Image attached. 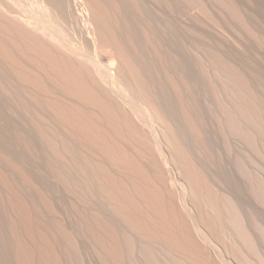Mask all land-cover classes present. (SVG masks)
Listing matches in <instances>:
<instances>
[{
  "label": "bare ground",
  "instance_id": "bare-ground-1",
  "mask_svg": "<svg viewBox=\"0 0 264 264\" xmlns=\"http://www.w3.org/2000/svg\"><path fill=\"white\" fill-rule=\"evenodd\" d=\"M1 1H3V2H1ZM15 1H17V0H15ZM15 1L14 0H8V1L7 0H5V1L0 0V2H1V5H0V55L1 56L0 57L5 58L8 61V63L13 65L12 67H14V70H12V71H14L16 73L17 77L19 79H21L22 81L26 82L27 84H29L28 87L30 85H31V87L33 86L32 88H34V90H35L34 92L31 91V93L33 94V97L35 96V99L40 100L41 102H43L46 105V109L49 111V114H48V112L46 114L49 115V116L48 115L47 116L49 117L48 119H51L52 124L50 125L51 122L48 123L50 125L51 129H49L50 127L48 129H47V127H45L46 129L45 128L41 129L42 130L41 133L48 140V142H49L48 144H50V147L52 148L51 152L50 151H48V152L50 154V153H52V150H53L55 153H58V154L65 153V158L67 157L66 154L70 157V158L68 157L70 159V161H69V159H67V162H70V164L68 166H70L72 168V169H70L71 173L72 174L74 173L75 174V175L73 174L74 176H76V173L79 174V176L77 175L79 177V179H76L77 177L73 178L72 174L70 173V176H72V177H70L69 181H68V182H71V184L74 187V191H75V192H73V193H75L74 197H76L78 195V193L79 194L81 193L80 195H82L84 197V199H86L87 201L91 200L90 202L88 201L85 204L84 202H86V200L84 201L82 199L83 201L82 200L81 201L84 204V206L81 207V211H80V212H82V214L83 213L86 214L85 219L88 217L85 220V221H87L86 225H85V229L88 230V232H90V234L92 235V240H95V241L90 240L91 235H90L89 240L92 241V244H94L96 242V240H99L102 243V245H103V246H101L102 250H103V248L106 250V251L104 250L103 256H104L105 252H106L105 256L108 254L110 261L108 260L109 258L106 260H108L110 262L109 264H114V263L115 264H123V257H126L128 259L127 256L130 257L133 252L134 253L137 252L138 247L141 246V244H142L141 243L138 246V244L140 243V242L138 243V240L141 241V239L148 242L147 243V242L142 240L143 244L146 243V244L150 245V247L147 245L148 249H150L151 247H154V249L153 248L150 249L151 255L154 254L153 252L155 251V246L157 243H160L161 246L163 244L164 245L163 247H166V250H165V248H164V250H163V248L160 249V246H158V244H157V247H159L158 251L161 250V253H162V250H163V252L166 253V251L170 250V252H167V253L168 254L173 253V255H171L170 258L173 256L174 259L172 258V261H175L177 264H218L219 262L214 261L212 259V257L210 256L209 252L212 251V249L209 250V248H211L210 245L214 246V244H213L214 240L220 241V239H222L223 234L225 235L226 234L225 232H227L226 231V229L228 228L227 226H229V229L231 226L232 229H234V231L233 230L228 231L226 235L229 234L231 239H233L236 236V237H238V240L243 239V241L247 242V243L245 242V244H247V247H248V248H246L247 250L245 249L247 251V254H245L246 252L242 250V253L245 252L244 255H242V256H245V258L247 256H249V257L253 256V258L255 259V261H254V259L252 258L253 259L252 260L251 257L249 260L246 258L247 262L249 261L248 264H250V262H252L251 264H264V227H262L264 219H263V221L261 219L259 221L253 220L254 218L256 219V217H258V216H254L255 214L253 215L254 218L252 220L255 221L256 224H253V222H251L250 225H252V226L256 225V226H259V228H261L262 233L258 234V232L256 231L258 228L256 229L255 227H253L256 229L255 230V229H252V227H249L250 226L249 224L247 225V221H250L251 218H250V220L248 219L247 221H245V219L247 218L245 215H247V214L244 212H247V211L243 212L242 211V210H244V209H242L243 206L241 207L239 202L236 201V200L240 201V199H241V202H242V197L237 196L240 199L234 200L237 202V204L234 205V203H236L233 201V199L236 198L235 194L232 193V191H230L231 188H229L230 190L223 188L224 186H228V185H225V183H223L224 184L223 185L222 181H221L222 179L219 178L220 172L223 171V170L221 171L219 169L220 168L219 164H221L220 159H217L219 161V163L217 160H216L217 162L215 161L218 164L219 168L214 163V165H216V167L219 169V170L217 169L218 172L220 171L219 175L217 176L215 173L214 174L210 173L208 171L209 169L205 166L207 168V171L209 172L206 174L202 170V168L204 169V167H202V168L200 167L202 164L200 165L198 163V161H196L194 159V157L191 158V156H190V155H192L191 152H189V153H191V154H189L187 152L188 150L186 151L187 147L185 146L186 145L185 142L182 145V143H183L182 141L184 139L182 140L179 137L176 139L178 134H180V131L178 133L180 125L178 124V121L176 122L174 119V121H175L174 122L173 119H171V118H175L177 115L176 116L171 115L172 116L171 117V116H169L170 115L169 114L167 116L168 113L164 112L165 110H163V109H166L167 107L164 104H161L162 106L164 105L163 106L164 108H162V106L159 104V102H161V101L157 100L158 98H156V96H155V98L153 97L156 92H150V91H153V88L151 89L153 84L150 83L151 81L148 82L149 80H146L148 77L147 76L148 74H145L146 71L143 74V75H145V79L142 78V76H137L138 74L142 75L141 73H143V72H141V69H140V73H138L139 66H141V63L138 64V62H135V61H138L137 57H139V55L134 53L135 59H132L134 56L131 57L130 53L132 51L136 52V50H133V48H132V50L130 51L129 49L133 46L135 47V45H137L138 47H141V46L138 45V43L136 44V42H133L134 38H139V37H136L137 34L135 35L136 31L131 29V32L130 31L127 32V30H130V28L128 26H126V25H128L127 23H125L126 25L124 24V21H123L124 18H122L124 16V14H123V16H121L122 15L121 14L120 15L121 17H119V14H118V17L123 19V20L122 19L120 20L121 22L123 21V23L118 21L119 24H121V25H119V24L118 25L121 28L123 25H125L129 29L125 27V30H120V29H118L119 28L118 27L117 28L118 30L116 32V30H115L116 26H113V27L111 26V28L109 26V28H110L109 32L111 31L110 35L105 34V32L107 30L104 31L102 34L101 33L102 31L99 32L98 29L105 30L103 28L106 27L107 24L105 23V24L101 25L100 23L104 22L108 19V15H105V12H106L105 10L109 7H107V4H106V8H104V7L101 8L102 6H104V3H106V2H104V0L101 1L102 3L100 2V5L103 4L102 6L97 5V4H99L98 3L99 0H93V1L91 0L94 4L93 5L92 3H90V4H92L93 8L94 7L99 8L97 6H100V8H99L100 12L99 13L96 12V13H98L97 14L98 20L96 18V15H94V18H96L95 21L98 22V24L97 23L96 24L100 25V26H98L99 28H95V33L98 30L97 33L99 32V34L100 33L102 34V35L100 34V36H101L100 39H99V37L97 39L101 40L108 47V49L111 48L110 51L113 50L112 53H113L114 57L113 56H112L113 58L110 57L111 58V59L109 58L110 61H109V59L107 60V61H109L108 64L109 65H111L112 63L114 64V60H117V65L119 63L122 65H125L127 68L130 69V70L128 69V73L130 71V75L132 72L136 73V74L138 73L136 75L137 77L133 76L134 78H131L132 76L130 77V75L128 74L131 79L139 82V83H136V81L133 82V83H136L137 87L140 86V88L142 89V91H141V89H138L140 91V93L139 92L138 93L141 94L140 96L142 98L145 97V99H146V100L144 99L145 102L148 101L147 104H149L150 109H152V114H153V110H155L157 115H156V117L154 115V117L156 119H157V116L159 114L158 117L162 121H160V119L159 120L157 119V121H159L160 123L162 122L161 124H167L169 126L167 128L165 127L166 125L163 126L165 129V132H166V129L171 128L170 129L171 133L167 132L166 135L171 134V136L173 137L175 134L177 136L174 137L175 139L172 138L173 140H182L179 142L181 144H178V145L170 143L171 144L170 147H174V148H172L171 155H169L168 157L165 155L163 150L158 145L152 129H150L148 127L149 124L147 123L146 120H144L143 117L142 118L139 117L140 120L143 121V124L141 123L138 125L139 120H138V118H137V121L135 119V117H136L135 114L137 112V108L136 109H135V107L133 108V106L131 104H130L131 106L125 107L124 104H127L128 102L127 103L124 102V104H123L124 100H122L123 97H122L120 92L116 91V89L111 87V86L109 88H105L106 87L105 85H106V83H108V81L107 82L102 81V80L100 81L98 79V76L96 79L95 73L96 74L98 73L99 75L100 74L103 75L102 74L103 71H101L102 73L97 72L99 67H97L98 69L95 70L96 72L93 75V72H94L93 68H96V67H94V64L92 65L93 68H91L92 66L91 67L89 66L90 63L85 64V62H86L85 60H87V58H85L86 55L84 53H82V51H81V50H84L83 48L86 45L83 46L84 43L83 44L81 43L83 48L82 49H76L77 46L74 47V44L77 41L75 43L73 42V44H72V43H69V41H68L69 38H67V40H66L65 39L66 37L65 36L63 37L66 41H68L65 43L70 44V45L69 44H67V45L71 46V44H72V46L77 51L79 50V55L80 54L85 55V57L81 56L82 58L79 56H76V57H78V60H79V58L81 59L80 60L81 62H82L83 58L85 59L84 63H79V61L78 62L76 61L77 58H76V60L74 59V57H75L74 53L71 54V56H69L70 53L67 54L71 50V47H70V49H69V47H67L69 51L67 49L64 50L63 48L65 46L64 47H62L63 45L60 46L59 44H61V42L59 43V41H58V43H57V39H56V42H54V40H52V39L50 41L46 38L47 34L44 35L43 33L38 32L39 30L42 31L46 27L45 24H44L45 27L42 25V27H40L41 29H39L36 32V31H34L36 29H34V30L30 29L32 27L34 28L36 25V24L35 25L32 24L33 22H30L29 23L30 25H29L27 23V21L26 22L19 21V19L17 18V15L19 13H22V12H20L18 10V7H20L18 1H17L18 5H19L18 7L15 5L16 4ZM87 1H89V0H87ZM87 1L84 0L85 6H89V2H87ZM94 1L96 2V4L94 3ZM113 1H115V0H113ZM116 1H118V0H116ZM119 1H121V0H119ZM119 1H118V3L122 5V2L120 3ZM124 1L125 2L123 3V5L125 4V6L127 7V5H126L127 1L126 0H124ZM132 1H133L132 2L133 5H134V2L136 0H132ZM139 2H138V4L144 5V3H142V2L139 3ZM2 3H4V5H2ZM107 3H108V1H107ZM128 3H130V2H128ZM228 4H226V6ZM116 5H117V8H119L117 3H116ZM129 5L132 6V4H129ZM135 5H134V7L136 9L138 7H140V5L138 7H137V5L136 6ZM243 5H244V3H243ZM108 6H109V3H108ZM142 6L140 7L141 10H142ZM144 6H146V5H144ZM144 6H143V8H145ZM228 6H230V4ZM239 6H241V4H239ZM89 7H91V6H89ZM121 7H122V9H124L123 6H121ZM87 8L84 7V9H87ZM93 8L92 9L88 8V9L90 12H92ZM95 8L93 11L94 13H95ZM135 8H134V10H136ZM233 8H236V7L234 6ZM233 8H231V9H233ZM2 9H4V10L2 11ZM99 9H96V11ZM102 9H103V12L105 11L103 13V15H105L107 17V19H105L106 17L103 18L104 16L102 15V12H101ZM126 9H128V7ZM138 9L136 12H138ZM146 9L143 10V12H145ZM237 9H239V8H237ZM116 10H119V9H116ZM121 10L119 12H121ZM141 10H140V12H141ZM240 11H241V9H240ZM244 11H245V9H244ZM122 12L124 13L125 9L122 10ZM128 13L131 14L129 9H128V12L126 14H128ZM236 13H238V10ZM236 13H234V14H236ZM12 14H13V17H8ZM30 14H32V13L30 12ZM81 14L82 13H80V15ZM116 14H117V12H116ZM129 14L126 15V16H129V17H127V19H129L128 23L130 22V18H131ZM138 14H139V12H138ZM141 14H143V15L145 14V16L147 15L146 13H140V15ZM44 15H45V13H44ZM99 15H102V18ZM18 16H20V15H18ZM131 16H133V15L131 14ZM21 17H22V15H21ZM118 17H117V19H119ZM147 17L148 16H146V18ZM99 18L102 20V21H100V23H99V20H100ZM146 18L144 20H146ZM59 19H61V18H59ZM103 19H105V20H103ZM110 19H112V18H110ZM132 19L134 20V17ZM141 19L143 20V18H141ZM60 21H62V20H60ZM109 21H106V22H109ZM146 21L149 22L148 18ZM146 21H144V22H146ZM81 22H82V20H81ZM113 22H115V21H113ZM113 22H111V23H113ZM82 23L85 25L84 20ZM115 23H113V24L115 25ZM149 23H151V22H149ZM31 24L34 26H32ZM56 24H57V22H56ZM61 24L63 25L64 22H61ZM81 24L79 23V25H81ZM83 24H82V26H83ZM91 24H90V26H91ZM38 25H40V24H38ZM60 25H58V26H60ZM92 25L94 28L95 27L94 24H92ZM129 25H131V22ZM143 25H145V24L143 23L142 27H143ZM146 25H148V24H146ZM133 26L135 28V24H133ZM165 26H167V25L164 24V27ZM36 27H37V25H36ZM75 27H77V26H75ZM83 27H85V26H83ZM130 27L133 28L132 26H130ZM146 27L149 28L150 25H148ZM153 27H155V26H153ZM86 28H87V25H86ZM93 28H92V31L94 30ZM62 29L63 28L61 27V30ZM66 29H64V30H66ZM106 29H107V27H106ZM89 30H88V32H89ZM114 30H115V33H114ZM119 30L122 33H124L123 31L127 32V34H125V33L123 34L124 36L125 35L131 36L134 33L135 37L133 35V39H132V37H129V39L131 42H133L135 44L133 46L127 45L128 47L131 46L129 49H127L125 47V45L123 44V43H125V39L128 38V36L127 37L125 36L126 37L125 39H121L119 36L120 33H118ZM142 30H144V32L145 31L148 32V29L145 30V28H144ZM58 31H60V30H58ZM77 31H79V30H77ZM86 31H87V29H86ZM86 31H84V32L88 33ZM43 32H45V29L43 30ZM149 32H151V31H149ZM85 33H82V34H85ZM95 33H94V35L96 36L97 33L96 34ZM112 33H114V34H112ZM122 33H121V35H122ZM61 34H64V33L62 32ZM69 34L72 35V33H69ZM148 34L149 33L144 34V36H146V37L143 36V38H145V40L147 39V36L149 38ZM123 35H122V37H124ZM142 35H143V32H142ZM68 37H70V36H68ZM74 37H73V39H75ZM161 37L162 36L160 35V38ZM90 38L88 40L92 41L93 38L92 39H90ZM86 39L84 37V41H82V42H86L87 41ZM156 39L157 38H155V40ZM99 40H97V41H99ZM120 40H122V41L124 40V42H122V41L119 42ZM138 40H136V41H138ZM155 40H153V41H155ZM91 41L88 43H91ZM101 41L98 43L100 44ZM141 41L139 44L143 43ZM156 41H157V44H158V41H162L164 43V39L163 40L158 39ZM156 41L154 42V46H156ZM150 42H151V40H150ZM78 43H80V42H78ZM103 43H101V44H103ZM119 43H120V45H119ZM121 43H122L123 47H121L122 46ZM126 44H128V40H126ZM64 45H66V44H64ZM88 45H90V44H88ZM105 45H103V47ZM143 45H145V44H143ZM148 45L150 46L151 44H148ZM165 45L162 44V46H165ZM157 46H156V48H157ZM60 47H62V48H60ZM120 47L122 48V50L120 49ZM136 47H135V49H136ZM12 48L15 49L14 51H16L20 57L23 56L24 57V58L22 57L23 59L29 58L31 63L34 64V67L28 68V66H30V65L27 66V64H24L28 60L27 61L24 60L25 62L23 63V61L17 59V55L14 54L16 52H13ZM74 48L72 51L75 52L76 50H74ZM123 48H126L130 53L127 50L124 51ZM164 48L162 50L159 49L160 52L158 51V48H157V51L159 52L157 54H163L164 51L167 49V48H165V50H164ZM144 49H145V47H144ZM144 49H142V50H144ZM150 49H152V48H150ZM87 50L88 49L86 48V51ZM72 51H70V52H72ZM122 51L130 54V55H128V57L129 56L131 57V58H129L130 60L127 59L128 57H127L126 53H125L126 55L125 54L123 55L121 53ZM149 51L153 52V50H149ZM149 51H148V54L150 55L152 52L149 53ZM157 51L155 50L154 52L156 53ZM162 51H163V53H161ZM166 51H167V53L165 52V54H168L169 50L167 49ZM64 52H67V53H64ZM138 52H139V50H138ZM138 52H136V53H138ZM140 52L142 53L141 50H140ZM146 52H144V53H146ZM141 53H138V54H141ZM75 55H78V54H75ZM70 57H72V58L70 59ZM144 57L146 58L145 61H148L147 57L145 55H143V58ZM152 57L153 56H151V57L149 56L148 58H152ZM161 57H163V56H161ZM167 57L168 56H166V58L164 57L166 62H168ZM171 57H173V59H174L175 55L171 56ZM22 58H20V59H22ZM5 59H3V60H5ZM159 59H161V58H159ZM88 60H90V59H88ZM88 60H87V62H89ZM126 60H129V61L134 60V63L138 64V65H136V66H138V70H137L136 66L134 67L133 62L130 63L129 61H126ZM161 60L163 61V58ZM200 60H201V58H200ZM0 61H2V60H0ZM7 61H4V62L7 63ZM154 61H152V62H154ZM176 61H174V62H176ZM219 61L220 60H218L217 62H219ZM90 62L92 64L91 60H90ZM198 62H200V61L198 60ZM201 62H202V60H201ZM147 63L145 62L146 67L148 65H150V64L147 65ZM163 63H164V61H163ZM172 63H173V60H172ZM28 64H30V63H28ZM170 64H171V62L169 63V65ZM198 64H200V63H198ZM204 64L205 63L202 62V66ZM84 65H86V66L88 65V66L85 67ZM177 65H179V64H177ZM219 65H221V63ZM151 66H152V64H151ZM166 66H165V68H166ZM9 67H10V65H9ZM88 67H90V69ZM146 67H145V69H146ZM209 67H213V66H209ZM141 68H142V66H141ZM168 68H169V66H168ZM168 68H166V71ZM170 68H172V67H170ZM176 68H178V67H176ZM91 69H93V72ZM132 70H134V71H132ZM180 70H181V68H180ZM99 71H100V69H99ZM119 71L121 72V70H119ZM153 71H155V69ZM203 71H205V70H203ZM169 72H170V70H169ZM173 72L174 71L172 70V72L170 74L173 75L172 74ZM177 72H179V77L180 78L182 77V80H183V76H185L186 72H185V74H184V71L181 72L183 74H181L180 71H177ZM122 73L124 74V72H122ZM133 73H132V75H135ZM175 73H176V70L174 72V75H175ZM149 74L151 75V73H149ZM166 74L168 75V72ZM213 74H214V72H213ZM157 75L161 76L162 74L160 72V75L159 74H157ZM206 76H207V73H206ZM105 77H106V75H105ZM107 77H108V74H107ZM168 77H170V76H168ZM175 77L178 80L180 79L178 77V75ZM260 77L261 76L258 77L259 80H261ZM176 78H174V76L173 77L171 76V79L174 80V83L177 84V80L175 82ZM254 78L256 79V77H254ZM258 78H257V80H258ZM148 79H149V77H148ZM160 79H161V77H160ZM171 79H169V81ZM104 80H107V79H104ZM152 81H153V79H152ZM156 81H157V79H156ZM181 81H179V82L181 83ZM184 81L185 80H183V83L188 82V78H186L185 82ZM261 81H263V80H261ZM102 82H105V84ZM147 82H148V84H147ZM172 82L173 81H171L169 84H171ZM118 83H120V82H118ZM128 83H126V84H128ZM159 83H160V81H159ZM20 84L23 85V83H21V82H20ZM129 84H128V86H129ZM146 84L149 87L150 91L147 89L148 87L146 86ZM185 85H189V83H187ZM184 86L181 87V86H178V84H177V86L173 87V85H172L171 88L175 89V87H177L178 88L177 93L179 92V94H176V92L174 90V91H172L175 93L173 95H179V97H180L181 93L183 94V92H184L183 90L186 88L189 89L190 85L187 86L186 88H184ZM120 87L121 88L123 87V91H124L125 86H120ZM159 87H160V84H159ZM171 88H168V89L172 90ZM30 89L31 88L29 87L28 90H30ZM188 89L185 90V93L187 92L186 94H188ZM58 90H60V91L62 90V92L64 91L63 93L62 92L61 93L63 94V96H66L65 97L66 100L70 96L72 98H74V100L71 97H70V100L68 99L69 101L64 100L65 98L64 97L61 98V95H60L61 93L59 94ZM191 90L189 89V91H191ZM166 91H169V90H166ZM64 93H67V95H69V97L66 94L64 95ZM150 93H152L153 96ZM185 93L183 95H185ZM167 96L169 97L168 93H167ZM167 96L164 97V99L168 98ZM187 96L189 97V95H187ZM187 96H186V98H187ZM183 98L184 97H182V99L181 98H179V99H181L182 105H185L187 108H190V107L198 108L199 107L196 100L190 101V99L192 97L190 99H188L187 102H185L183 100ZM186 98H184V99L187 100ZM166 101H167V99H166ZM178 101L180 102V100H178ZM222 103H225V106L228 105V104L226 105V102L224 99H222ZM179 105L182 106L181 104H179ZM180 106H178V107L180 108ZM222 106H223V104L221 105V102H220L219 108L221 109V111H223V108H224V106H223V108H221ZM177 108L175 109L176 111L173 110L176 114H178L180 111L179 110L177 113V110H178ZM227 108H226V110H228ZM42 109L40 108V110H42ZM132 109L136 110V111H133ZM231 109H232V107L229 109L231 114L227 111L228 112L227 116L231 115V117H232V118H230V117L228 118V120L230 119V122L229 123L227 122V124L230 125V124L234 123L236 127L233 126V130H235L234 128L239 130L238 131L239 133L236 131L239 135H237V134H235V135L240 137L246 143V132L243 131V129L245 128V125H246L245 120H244L246 118V115L244 113L243 115H245V118L242 115V117L239 118L240 119L239 120V119L235 118V115L232 114L233 112L231 111ZM96 110H97V113H96ZM188 110H189L188 115H187L188 122L187 121L186 122L188 123V127L191 130V132H193L194 136L196 135V138H198L200 140V141H198V143L196 145L198 146L200 144L199 148L205 153L206 151H208L206 149L207 147L205 148V146H207V145H204L202 139L204 138L203 134L205 135L207 128L205 127L204 122H203V124L199 123L196 115L192 114L194 109H188ZM224 111H225V108H224ZM98 112H100V113H98ZM181 112L183 113V108H182V111H180V113ZM227 112H225V113L227 114ZM243 112H245V111H243ZM138 113H139V111H138ZM138 113H137V115L139 116ZM252 113H254V112H252ZM133 114L135 115V117L133 116ZM219 116H220V114H219ZM233 116H234V119H237L239 122L237 120H234ZM43 117H41V119H43ZM262 117H263V115H262ZM257 118H260V116H258ZM163 119L166 121V123L163 122L164 121ZM231 119H233V121ZM255 119L256 118H254V120ZM228 120L226 119V121H228ZM203 121H205V120H203ZM231 121H232V123H231ZM45 122H47V121L44 120V123ZM191 123H192V125H191ZM41 124L42 123H40V125ZM229 125H228V127H229ZM256 125H258V124H256ZM230 127H232V125ZM261 127L262 126L260 124V128H259L260 130H261ZM263 130H264V126H263ZM261 132L264 133V131H262V130H261ZM23 133H24V131H23ZM1 137L3 138L4 136H1ZM27 137H30V136L27 135ZM168 137H169V139H168ZM180 137H183V136L180 134ZM167 139H168V141L170 140L171 142H173V140H171L170 136H168V135H167ZM198 139H195V140H198ZM27 140H29V139H27ZM7 141H8V139H7ZM30 141H31V139H30ZM30 141H29V145L31 144ZM253 141H254V139H253ZM174 143H177V142H174ZM195 143H196V141H195ZM222 143H224V146L226 147V148L224 147L225 148L224 153H222V155H221V158L222 157L224 158L225 156L229 155V153L231 152V148H230V145H229L227 139H226V141H224ZM10 144L7 143V147ZM32 144H33V142H32ZM210 145L211 144H209L208 147ZM254 145H253V147H255ZM256 145H257V149L259 150L260 148H259L258 144H256ZM184 146L186 147V149L183 148ZM261 146H263V145H261ZM195 147H194L193 151L199 152V154H200L199 149H196V151H195ZM211 147L212 146H210V149H212ZM8 148L10 150H12L10 148V146ZM204 148L206 149V151H204ZM257 149H255V150H257ZM220 150H223V149H220ZM259 151H261L262 153L261 152L260 153L263 154L264 150H259ZM219 152H221V151H218V155H220ZM11 153H13V152H11ZM40 153H42V152H39L38 154H40ZM55 153H52V155ZM207 153H209V152H206L205 154H203V156L206 155L205 159L208 155H210ZM215 153H216V151H214V154L212 153L213 155L212 154L210 155L212 157L209 156L211 158V160L213 158L216 159L218 157V155ZM242 153L244 154V151ZM42 154H40V155H42ZM52 155H50V156H52ZM216 155H217V157H214ZM47 156L48 155L46 154L45 157H47ZM53 156H55V155H53ZM56 157H58V156H56ZM62 158L64 160V157H62ZM208 160H210V159L208 158ZM221 160L224 161L223 159H221ZM241 161L243 164L241 167L245 169L246 163H245L244 155L242 156V160H240V162L237 161V164L239 162V165H241ZM212 163H210V166ZM259 163H257V164H259ZM14 164H15V167H17V169L24 175V178L25 179L27 178L28 180L27 179L26 180L28 182H30V183L26 182V184L32 185V183H33L32 180H33V178H35V176L32 173H30V175L32 174V176H34V177L31 178L30 175L27 177V175H26L27 170L23 169L22 166H20V164L16 163L15 161H14ZM42 164H44V163H42ZM222 164H224V163L222 162ZM261 165H262V163H261ZM58 166L61 167L60 165H58ZM58 166H57V168H58ZM168 166H173L175 173H176V176H177V179L180 178L184 174L186 176H188L189 185H190V188L188 191V196L190 199L191 209H189V208L186 209L185 204L183 205V207L180 205L179 200H183V198L185 199L187 194H186V191L183 188H181V186H178L176 184L177 180L170 177V175L166 171ZM223 166L226 168L225 164ZM212 167H213V165H212ZM212 167H211V169H212ZM244 169H243V171H244ZM58 170H54V172L58 171ZM217 170H215V171H217ZM262 170H263V168H262ZM28 171H27V173H29ZM67 171H69V170H67ZM226 172H227V170H226ZM60 173H63V172H59V175H60ZM250 174H252V173H250ZM250 174H249V176H250ZM260 174L261 175L259 176V178L263 174L262 171ZM65 175H66V173H65ZM221 175L222 176H220V177H223V174H221ZM226 175H227V173L224 175V177ZM62 176H64V175L62 174L59 177L61 178ZM68 176H69V174H68ZM228 177H230L229 174H228ZM252 177L254 178L256 176H251L250 178H252ZM36 178H35L33 184H35V181L37 180ZM226 179L227 178H225V181H226ZM230 180H231V178H230ZM230 180H228L229 182L228 181L227 182L230 183ZM40 181L41 180L38 179V182H40ZM223 181H224V179H223ZM227 182H226V184H227ZM258 182L259 183L261 182L260 184H262L264 181L262 182V180H261ZM41 184L42 183H40V185ZM37 185H39V184H37ZM37 185L35 187L41 188V186H42V188H43V185H41L39 187ZM243 185L242 184L240 185L241 190H244L241 195H243L245 192ZM256 185H257V183H256ZM32 186H34V185H32ZM1 187H3V189H5L7 191V192H5V190H4V192H0V193L5 194V196H4V194L3 195L1 194V196H0V199H1L0 208L2 209L1 211L3 212L5 209H7V210L10 209L9 210V213H10L9 217L12 215V213H13V216H12V218H10L11 221L8 222V224L0 219V264H63L64 259L62 258L63 256H62L61 249H60L62 247L60 245L63 244L62 238L66 239L69 243L71 242V244L72 243L74 244V238H73V235L71 234V232L69 231V229L67 228L68 226L67 227L66 226L58 227L59 226L58 225L57 228H59V229H57L55 227L54 230H52L53 228H51V226H53V225H51L50 226L51 229H50L48 226L49 223H47L44 219H42L39 216L40 212L38 211V209L33 205V203H30L24 197L19 195L18 191L14 187V183L11 182L7 177L0 176V188ZM229 187H231V186L229 185ZM262 187L263 186H261V188ZM253 188H255V187H253ZM257 190L255 189L253 191L256 192ZM1 191H3V190L1 189ZM259 191H262V190L260 189ZM263 191H264V189H263ZM8 192H9V194H6ZM182 194L184 196H182ZM252 194H253V192H252ZM261 194H260V196H262ZM80 195H78V196H80ZM244 195H243V198H244ZM254 195L257 196L258 192H257V194H254ZM245 197H246V195H245ZM253 197H255V196H253ZM80 198L77 201H80ZM255 198H254V200L257 201L258 198L257 199H255ZM244 199H246V198H244ZM49 200H51V199H49ZM49 200H48V202L51 203L52 201H49ZM46 202L47 201H45L44 203L46 204ZM260 202H262V201H260ZM68 203H69V201H68ZM82 203H80V204H82ZM93 203L95 205H93ZM242 203H246V202L243 201ZM252 203H253V201H252ZM48 205L49 204H46L45 207ZM241 205H244V204H241ZM250 205H251V202L249 203L248 207ZM257 205L255 204V206H257ZM51 207H53V206L51 205ZM51 207H48L49 211H50V209L52 210L54 208V207L53 208H51ZM71 207H73V206H70V208ZM244 207H246V205H244ZM77 209H78V206H77ZM262 209H264V208H262ZM55 211H56V208H55ZM77 211H79V210H77ZM188 211L191 213V216H193V214H195L199 218L200 222L203 224L204 228L206 229V233L210 236V238H208V236H206L204 234V235H201L203 240H201V241L197 240V238L193 235L194 227L196 226V224H195V221L191 219ZM214 211H216V212L214 213ZM88 212H89V214H87ZM77 213H79V212H77ZM82 214H81V216H82ZM75 215H77V214H75ZM74 220H75V218H74ZM74 220L73 221L71 220L72 224H73ZM260 221H262V224ZM257 223H259V225ZM72 224L69 225V227L70 226L72 227L73 226ZM78 225H80V223H78ZM74 226L76 227V225H74ZM74 226L72 227V230L76 231V229H78V228L75 229ZM50 230H51V232H50ZM55 230H56V232L52 233V231H55ZM9 231L13 235L12 234L8 235ZM222 231L223 232L225 231V232L223 233ZM220 232H222L223 234H221ZM229 232H232V235H234V234H236V235L232 238V236ZM226 235L223 237H225V238L228 237ZM9 237L12 238L11 241H10ZM59 237L61 238V242H59V239H60ZM66 240H64V241H66ZM234 240H235V238H234ZM90 241H89V243H87V245H89V246L92 245V244H90ZM225 241H227V240L225 239ZM228 242H230V241H228ZM230 243L233 244V240ZM236 243H238V244H236V246L234 245L235 250H237V247L240 246L239 242H236ZM240 243H241V246L244 245L243 242H240ZM96 244H94V245H96ZM151 244L154 246H151ZM64 245H66V243ZM94 245H92V246H94ZM145 245H142V246H144V247H142L143 249L144 248L146 249ZM224 245H221L222 250L227 249V248H225ZM9 246L11 249H9ZM73 246L76 247L75 244ZM232 247H233V245H232ZM125 248L128 250V251L126 250V252L131 253V255L125 254L126 253ZM238 249H239V251H237V252H239V254H240V252H241L240 250L242 249V247H239ZM156 250H157V248H156ZM9 252H10V254H9ZM212 252H214V251H212ZM217 252H218V249L216 250V253ZM145 253H147V252H145ZM150 253H148V254H150ZM220 253H217V254L221 257ZM168 254H166V255H168ZM103 256H101L102 259L105 257V256L104 257ZM133 257H135V256H132L130 258H133ZM136 257H137V255H136ZM106 258H107V256H106ZM145 258H146V256H145ZM152 258L155 259L156 256H155V258L151 257L150 259L153 260ZM127 259H125V260L128 261ZM246 259H245V261H246ZM103 260H105V258ZM125 260H124V264L126 263ZM146 260H147V258H146ZM105 261H103V262H105ZM108 261H106V262H108ZM130 261H132V259H130ZM106 262H105V264H106ZM132 262H134V261H132ZM135 262H136V259H135ZM157 262H158V260H157ZM158 263H156V264H158ZM66 264H67V262H66ZM126 264H128V263H126ZM149 264H151V263H149Z\"/></svg>",
  "mask_w": 264,
  "mask_h": 264
},
{
  "label": "rangeland",
  "instance_id": "rangeland-1",
  "mask_svg": "<svg viewBox=\"0 0 264 264\" xmlns=\"http://www.w3.org/2000/svg\"><path fill=\"white\" fill-rule=\"evenodd\" d=\"M17 1L19 3L20 7H18L19 5H18ZM17 1H15L16 2L15 5L18 7V10L20 12H22V13L18 14L20 16L17 15V18L19 19V21H21V22L27 21L28 24L30 22H33L32 24L37 25V27L35 25L36 28L32 27L30 29H32V30L36 29L34 31L37 32L39 29H41L40 27H42V25L44 26V24H45V26H46V27L44 26L45 32H43L44 29L42 31L39 30L38 32H41L44 35L47 34L46 38L50 41L52 39V40H54V42H56V39H57V43H58V41H59V43L61 42V44H59L60 46L61 45H63L62 47L65 46L63 48L64 50H66V49L68 50L67 47H69V49L71 47L70 51H72L73 48L76 46H77L76 49H82L84 45L87 46V47L85 46L83 48L84 50H81L82 53H84L86 55V57L83 54L79 55V50L77 51L75 48H74V50H76L78 53L76 51H75L76 53L74 51L70 52L69 50H68L69 51L68 53L67 52H64V53H67V54L70 53L69 56H71V54L74 53V56H75L74 59L76 60V58H77L76 61L77 62L79 61V63H84L85 59L83 58L82 62H81L80 61L81 59L79 58V60H78V57H76V56H79V57L83 56V57L87 58V60L90 59L92 61V64H91L90 60H88L89 62H87V60H85L86 61L85 64L90 63L89 64L90 67L94 64V67H96V68H93V66L91 67L94 69V72H93V69H91L93 72V75L96 72L95 70L98 69L97 67H99V69H100V71L98 69L97 72L102 73L101 71H103V73H102L103 75L100 74L102 77L98 73H97L98 75L95 73L96 79L98 76V79L100 81L101 80L105 81V82L108 81L109 84L106 83L105 88H109L111 86V87L115 88L116 91L120 92L122 97H123L122 100H124L123 104H124V102L129 103V104L128 103L124 104L125 107L126 106L129 107L132 105L133 108L134 107H135V109L137 108L136 114L133 112L136 110L132 109L133 110L132 112L136 115V117H135V115L133 114L136 121H137V118L139 120L138 125L141 123L143 124V121L140 120V118L143 117L144 120H146L147 123L149 124L148 127L150 129H152L158 145L160 146V148L163 150V152L165 153V155L167 157L169 155H171V150H172V148H174V147H170V145L171 144H177V145L181 144L179 142L184 139L182 141L183 142L182 145L185 142V144H186L185 146L187 147V149L185 146L183 148H185L186 151L188 150L187 151L188 153L189 152L192 153V155H190L191 158L194 157V159L196 161H198V163L200 165L202 164L201 166L200 165L199 166L201 168L204 167V169L202 168L203 172H205L206 174L209 172L213 173V174L215 173L218 176L219 172H220V171L218 172V170L219 169L221 171L223 170L222 172H220L219 178L222 179V180L220 179L222 181V184L225 183V185H228V186H224L223 188L228 189V190H230L229 188H231L230 191H232V193H234L236 196V198L233 199V201L236 199H240L237 197V196H239V197H242V202L243 201L246 202V203H242L241 199H240V201L236 200L239 202L241 207L242 206L244 207V205H246V207H244V208L242 207V209H244L242 211L243 212L247 211L244 213H246L248 215V216L245 215L247 217L245 219V221H247L248 219L250 220V218L252 220L254 218V216H258V217H256V219L254 218L253 220L259 221L261 219L263 221L264 209H262V208H264V205H263L264 204V202H263L264 201V199H263L264 198V193H263L264 192L263 191V189H264V184H263L264 183L263 182L264 181V178H263L264 177V166H263L264 165V160H263L264 159V151H263V154H261L262 152L259 150H264V143H263L264 142V135H263L264 133L261 132V130L264 131L263 130V126H264V92H263L264 91V89H263L264 88V0H230V1L229 0H157V1L156 0H139L140 2L138 0H136L134 2V5L136 4L137 7L139 5H140V7L143 5V4L142 5L138 4V2L139 3L142 2V3H144V5L147 6L146 7L143 5L145 8H143V6H142V10L140 9V7H138L139 9L138 8L137 9H138L139 14H138V12H136L137 9L134 7V5L132 3L133 1L132 0H126L127 1L126 5L129 9L130 13L133 15V16H131V14L128 13L131 17L130 18L131 25H129L130 22L128 23L129 19H127V17H129V16H126V15H128V14H126L128 12V9H126L127 7L125 6V4L123 5V3L125 2L124 0H121V1L118 0L120 3L122 2V5L119 4L118 1H116V0L115 1L104 0V2H106V3L103 2L104 6H102L103 4L100 5V2L103 0H99L98 1L99 4H97V5L102 6L101 8H103V7L106 8V4H107V7H109L105 10L106 12L104 11L105 15H108V19L105 15H103V13H104L103 9L101 10V12H102V15L104 16L103 18L106 17L105 18V19H107L106 21L110 20L109 22L104 21V22L100 23V21H102V20L99 18L100 19L99 23L101 25L105 24V23L108 25V26L106 25L107 29H106V27L103 28L101 26L105 30L98 29L99 32L102 31L101 33L103 34V32L107 30L105 32V34L110 35L111 31L109 32V30H110L111 26L112 27L116 26V28H115L116 32L118 29L125 30L126 26H128L130 28V30L126 29L127 32L128 31L131 32V29L136 31L135 35L137 34L136 37H139V38H134V41L133 40L132 41L136 42V44L138 43V45L141 46V47H138L137 45H135V47L137 46L136 49L133 46L135 43L131 42L129 39V37H132V39H133L134 33H133V35L130 34L131 36L125 35L126 37L128 36V38H126L123 35L124 33L127 34V32L123 31L124 33H122L119 30L118 33H120L119 36L121 39L126 38L125 43H123V44L125 45V47L127 49H129L131 46H133L129 49L130 51L132 50V48H133V50H136V52H138V50H139L138 53H141L140 50L142 51L141 54H138L134 51H132L130 53L126 48H123L124 51L127 50L131 54V57L134 56L132 59H135L134 53L139 55L140 58L136 56L138 61H135V62H138V64L141 63L142 68H141V66H139V70H138V66H136L138 64L137 63L135 64L134 60L129 61L130 60L129 58H131V57L130 56L128 57V55H130V54L127 52H124V51L121 52L123 55L125 53L127 54V57H128L127 59H129V60H126V61H129L130 63L133 62L134 67L135 66L137 67L138 73H140V69H141V72H143V73H141L142 75H140L138 73H137L138 74L137 75L136 73H133V72L132 73L135 75H132V73L130 75V71L128 73L129 68H127L125 65H122L119 63L117 65V60H114V64L112 63L113 65L108 64V62L111 59L110 57L113 56V53H112L113 50L110 51L111 48L108 49V47L101 40H99L101 37L100 36L101 33L100 34H99V32L97 33L98 30L96 31L98 36L96 35L97 36L96 37L94 35L95 28H99L98 26H100V25H97L98 22L95 21V19L98 17L97 14L100 12V9H99L100 6L96 5L99 8L94 7L95 8V13H94L93 12L94 8L92 6L93 0L92 1L91 0H89V1L85 0V1L89 2V6H91V7L85 6L84 0L83 1L82 0H17ZM107 1L109 3V6H108ZM1 2H3V1H1ZM1 2H0V5H1ZM128 2H130V3H128ZM4 3H2V5H4ZM90 3H92V4H90ZM94 3L96 4L95 1H94ZM116 3L118 4L119 8H117ZM228 3L230 4V6H228L229 5ZM243 3H244V5H243ZM129 4H132V6ZM226 4H228L227 5L228 7L226 6ZM239 4H241V6H239ZM233 5L236 8H233L234 7ZM121 6H123V8L125 9L124 13L122 12V10H124V9H122ZM84 7L85 8L88 7L91 9L93 8V11H92L93 13L90 12L88 8L84 9ZM134 8L136 10H134ZM231 8H233V9H231ZM237 8H239V9H237ZM96 9H99V10L96 11ZM116 9H119V10H116ZM145 9H146V11L143 12V10H145ZM236 9L238 10V13H236L237 12ZM240 9H241V11H240ZM244 9H245V11H244ZM3 10L4 9H2V11ZM120 10H121V12H119ZM140 10H141V12H140ZM30 12L33 15L30 14ZM43 12L45 13V15ZM96 12H98V13H96ZM116 12H117V14H116ZM80 13H82V14L84 13V14L80 15ZM140 13H146L147 14L146 16H148L147 17L148 21L151 22L152 24L146 21L147 18L145 16V14L144 15L141 14L142 15L141 16ZM234 13H236V14H234ZM114 14L117 17H118V14H119V17L123 16V14H124L125 17L124 16L122 17V18H124V20L122 18H119V17H118L119 19H117V17ZM21 15H22V17H21ZM94 15H96V18H94ZM102 15H99V16L102 18ZM8 17H13V14L8 16ZM133 17H134V20L132 19ZM59 18H61V19H59ZM110 18H112V19H110ZM141 18H143V20L146 18V20H144V21H146L147 23L144 22ZM80 19L82 20V22L84 20L85 25L81 22ZM105 19H103V20H105ZM121 19L124 21V24L127 23L128 25L125 24L126 25L125 26L122 24L123 25L122 28L119 27V25H121V24H119V22H121L120 21ZM60 20H62V21H60ZM97 20H98V18H97ZM113 21H115V22L119 21V22L115 23ZM123 21L121 23H123ZM56 22H57V24H56ZM61 22H64L65 25L63 24L64 25L63 26L61 24ZM111 22L115 23V25ZM79 23L80 24L82 23L83 26H85V27H83L82 24L79 25ZM91 23L94 24V26H95L94 28H93V25ZM132 23L135 24V28H134ZM143 23L145 25H143V27H142ZM38 24H40V25H38ZM90 24L92 27L90 26ZM146 24L150 25V27L149 28L146 27V26H148ZM164 24H166L167 26L164 27ZM34 25H32V26H34ZM58 25H60V26H58ZM86 25H87V28H86ZM75 26H77V27H75ZM109 26H110V28H109ZM130 26H132L133 28H131ZM153 26H155V27H153ZM61 27L63 28L62 30H61ZM128 27H126V28H128ZM92 28L94 29L93 31H92ZM144 28H145V30L148 29V32H146V31L144 32V30H142ZM64 29H66V30H64ZM86 29H87V31H86ZM58 30H60L61 32ZM77 30H79V31H77ZM83 30L86 32H88V30H89L90 33L89 32L85 33ZM115 30H114V33H115ZM80 31L82 33H85V34H82ZM149 31H151V32H149ZM62 32L64 34H61ZM142 32H143V35H142ZM69 33H72V35ZM114 33H112V34H114ZM121 33L124 37H122ZM146 33H149L148 34L149 38L147 36V39L145 40V38H143V36ZM159 34L162 36L161 38H160ZM135 35H134V37H135ZM64 36L66 37L65 38L66 40H67V38H69L71 40L70 41L68 39L69 43L73 44V42L75 43L77 41L74 44V47L72 46V44H71V46H69L70 45L69 43H65L68 41H66L63 38ZM68 36H70V37H68ZM73 37L75 39H73ZM84 37H85V39L87 38L86 39L87 43L91 41V40H88L90 37H91L90 39L93 38L91 43H88L90 45H88L86 42H82V41H84ZM98 37H99V39H97ZM144 37H146V36H144ZM155 38H157L156 40H158V39L163 40L164 39V43L166 45L162 41H158V44H157V41L155 40ZM138 39L140 41L142 40L141 42H143V43L139 44L140 41ZM97 40H99V41H97ZM126 40H128V44H126ZM136 40H138V41H136ZM150 40H151V42H150ZM153 40L156 41V46L157 45L159 47L161 46L160 48L157 46L159 52H160L159 49H161L162 47L163 48L165 47L169 50L168 54H165V52L167 53V51H166L167 49L165 50V48H164V50H165L164 53H163V51L161 52L163 54H157L159 52L157 51L156 46H154L155 41H153ZM100 41L103 44H101V43L99 44L98 42H100ZM121 41L122 40H120L119 42H121ZM78 42H80V43H78ZM122 42H124V40ZM81 43L82 44L84 43L83 46L81 45ZM64 44H66V45L69 44V45L66 46ZM143 44H145L146 46ZM148 44H151L152 46L151 45L149 46ZM162 44L165 46H162ZM103 45H105V46L103 47ZM119 45H120V43H119ZM121 45H122V43H121ZM127 45H131V46L128 47ZM62 47H60V48H62ZM121 47H123V45ZM121 47H120V49L122 50ZM144 47L146 50L144 49ZM146 47L149 50H153V52L149 51ZM86 48L88 49L87 50L88 52L86 51ZM141 48L144 50H142ZM150 48H152V49H150ZM153 48L154 49L156 48L155 49L157 51L156 53L154 52L155 50ZM12 50H13V52H16V51H14L15 50L14 48H12ZM147 50L149 51V53L152 52L151 53L152 55L151 54L149 55ZM144 52H146V53H144ZM14 54H16L17 59L23 61V63L25 62L24 60H26V61L28 60L27 62L24 63V64H27V66L30 65V66H28V68L34 67V64L31 63L29 58L23 59L24 57L23 56H22L23 58L20 57L17 52ZM75 54H78V55H75ZM143 55H145L147 57L148 61H145L146 58L145 57L143 58ZM170 55L171 56L175 55V57H174L175 60ZM149 56L150 57L153 56L154 58L153 57L148 58ZM161 56H163V57H161ZM166 56L169 57V58L167 57L168 62H166V60L164 59V57L166 58ZM19 57L22 58L23 60L20 59ZM71 58L72 57H70V59ZM159 58H161V59L163 58L164 63L165 62L166 63L164 64L163 61ZM200 58H201L202 62H204L206 65L204 64L202 66V62H201ZM3 59H5V58L0 57V60H2V61H0V137L4 136L3 138L1 137L4 141L0 138V176L7 177L11 182L14 183V187L18 191L19 195L24 197L30 203H33V205L40 212L39 216L42 219H44L47 223H49L48 224L49 228L51 225H53V226H51V228H53L52 230H54L55 227L57 228L58 225H59L58 227H60V226H62V227L66 226L67 227L68 226L67 228L69 229V231L73 235L74 244L76 247L73 246L74 245L73 243L71 244V242L69 243L66 239L62 238L63 244L60 245V246H62L60 249H61V253L63 256L62 258L64 259L63 264H66V262H67V264H105L106 261H108V260L110 261V258L108 257V254L106 255L107 256V258H106V256H105L106 252L104 254L105 257L103 256V252L105 249L103 248V250H102L101 246H103V245L99 240H96L95 243L93 242L94 244L97 243L96 245L92 244V241H95V240H92V235L90 234V232H88V230L85 229V225L87 222L85 220L88 217L85 219L86 214L83 213L84 214L83 215L82 212H80L81 207L84 206L82 201L83 200L85 201L86 199H84V197L82 195H80L81 193L80 194L78 193V195H80V196L77 195L76 197H74V194H75V193H73V192H75L74 187L71 184V182H68L69 178L72 176H73V178L77 177L76 179H79V177H78L79 174L76 173V176H74L75 174L73 173L74 174L73 175L71 173L70 169H72V168L70 166H68L70 164V162H67V159H69L70 157L67 154H66V156H67L66 158H65V153H60L61 154L60 155L58 153H55L53 150H52V153H55V154H53L55 156H53L52 153L49 154L48 151L51 152L52 148L50 147V144H48L49 143L48 140L41 133L42 132L41 129H44L45 127H47V129H48L50 127V125L52 124L51 119H48L49 118L48 117L49 111L46 109V105L43 102H41L38 99H35V96L33 97V94L31 93V91H33V92L35 91L34 88H32L33 86L31 87V85H30L29 87L31 89L28 90L29 84H27L26 82L19 79L17 77L16 73L14 71H12V70H14V67H12L13 65L8 63V61L6 59L5 60H3ZM108 59H109V61H107ZM151 60L152 61L155 60V61L152 62ZM172 60H173V63H172ZM198 60L200 62H198ZM218 60L221 61V62L219 61L221 63V65H219L220 64L219 62H217ZM4 61H7V63L10 65V67ZM144 61L146 63L148 62L147 65L150 64L148 66L150 68L152 67L151 69L147 66L150 70L146 67V64ZM169 61L171 62L170 65H169V63H170ZM174 61H176V62H174ZM28 63H30V64H28ZM198 63H200V64H198ZM151 64H152V66H151ZM177 64H179V65H177ZM84 66L87 67L88 65L87 66L84 65ZM165 66H166V68H168V66H169V68L170 67H172V68H170V69L168 68L166 71ZM205 66L207 68L209 66H213V67H209L207 69ZM90 67H88V68L90 69ZM145 67H146V69H145ZM176 67H178V68H176ZM200 67L201 68L203 67V68L201 69ZM180 68H181V70H180ZM154 69H155V71H153ZM171 69L174 72L176 70L175 75H174V72L172 73L173 75L170 74L172 72ZM119 70H121V72ZM169 70H170V72H169ZM203 70H205V71H203ZM132 71H134V70H132ZM145 71H146L145 74H148L147 76L149 77V79L147 77L146 80H149L148 82L151 81L150 83L153 84V86L151 85L152 86L151 89L153 88V91L149 90V87L147 86L148 82L146 84V86L148 87L147 89L150 92H156L154 96L152 93H150V94H152V96L154 98L156 96V98H158L157 100L161 101V102H159L160 105L164 104L167 107V108L165 107L167 110L163 109V110H165L164 112L168 113L167 116L169 114H170L169 116H171V115L176 116L177 115L175 118H171L172 116L170 118L173 119V121H174V119L176 122L178 121V124L180 125L178 133L180 131V134L183 137H180V134H178V136L174 134L173 137L171 136V134H167V135L170 136L171 140H173L172 138H174L175 136H177L176 139L179 137L182 140H173V142H171L170 140H169L170 142L168 141L169 137L167 139L166 133L167 132L171 133V130H170L171 128H168L170 131L168 129H166V132H165V129L163 126L166 125L165 126L166 128L169 126L167 124H161L162 122L160 123L159 121H157V119L158 120L160 119L158 117L159 114H158L157 119H156L155 117H156L157 113L155 112V110H153V114H152V109H150L149 104H147L148 101L145 102L144 101L145 97L142 98L140 96L141 94H139L140 91L138 89H141V88H140V86H138V87L136 86V83H139V82H137L136 80H133L131 78H134L133 76L137 75V76H142V78L145 79V75H143ZM177 71H180V73L184 71V74L186 72L185 76H183V75L182 76H183V80H185V81H186V78H188V82L183 83L182 77L181 78L179 77V72H177ZM122 72H124V74ZM160 72L162 75L158 76L157 74L160 75ZM167 72H168V75L166 74ZM213 72H214V74H213ZM149 73H151V75ZM206 73H207L208 77L206 76ZM107 74H108V77H107ZM128 74L130 75V77L131 76L132 77L130 78ZM176 74L180 78L179 80L175 77V76H177ZM181 74H183V73H181ZM105 75H106V77H105ZM168 76H170V77H168ZM171 76L172 77L174 76V78H176L175 82L177 80L178 86L182 87L185 84L189 83L190 86L185 85L184 88L189 86V89L190 90L192 89L193 91L192 90L189 91V89L186 88L183 90L184 92L183 91L182 92L184 94L185 90L188 89V94H186L187 92L185 93V95H183L181 93V96L186 98V96L189 95V97L187 96V98H186L187 100H185L183 98V100L185 102H187L188 99H190L192 97L190 99V101L196 100L198 103V106H199L198 108H196V107L187 108L185 105H182V103H181L182 97L181 96L179 97V95H173L175 93L172 91L175 90L176 94H179V92L177 93V90H178L177 87H175V89L171 88L172 85H173V87L177 86V84L174 83V80L171 79ZM257 76L258 77L261 76L262 78L260 77V79L263 81L259 80V78ZM160 77H161V79H160ZM254 77H256V79ZM257 78H258V80H257ZM104 79H107V80H104ZM152 79H153V81H152ZM156 79L158 82L156 81ZM169 79H171V80L169 81ZM134 81H136V83H133ZM159 81H160V83H159ZM171 81H173V82L171 84H169ZM179 81H181V83ZM20 82L23 83V85L20 84ZM105 82H102V83L105 84ZM118 82H120V83H118ZM125 82L126 83L129 82L130 84L129 83L128 84L130 87ZM159 84H160V87H159ZM120 86H125L124 91H123V87L121 88ZM168 88H171L172 90H170ZM166 90H169L170 92L166 91ZM141 91H142V89H141ZM58 92L60 94L62 92V90L61 91L58 90ZM62 93L60 94L61 98H63V97L65 98L66 96H63ZM167 93H168L169 97L167 96ZM65 94L67 95V93H64V95ZM67 96L69 97V95H67ZM166 96L169 98V99L166 98L167 101H166V99H164V97H166ZM70 97L68 98L69 100H70ZM179 98H181V99H179ZM68 99L66 100V98H65L64 100L69 101ZM72 99L74 100V98H72ZM222 99H224L226 102V105L228 104L229 106L228 105L225 106V103H222ZM178 100H180V102ZM220 102H221V105L223 104L225 111H224L223 106L221 107V108H223V111H221V109L219 108ZM179 104H181L182 106H180ZM163 106H162V108H164ZM178 106H180V108ZM230 106L232 107L231 111L233 112L232 114L235 115V118H237V119L241 118L244 113L246 115V118H245V115H243V117L245 118L244 120H245V124H246L245 128L243 129V131L246 132V143L244 140H242L240 137L237 136V135H239L238 134L239 130L236 128H234L235 130H233V126H235V124L234 123H233L234 125L233 124H230V125L227 124V122L228 123L230 122V119L228 120V118L229 117L232 118L231 115L227 116L228 112L231 114V112L229 110L231 108ZM181 107L183 108V113L181 112L182 114L180 113V111H182ZM40 108L41 109L43 108L42 109L43 111L40 110ZM176 108L178 109L177 113L180 110L178 114H176L173 111ZM226 108L228 110H226ZM188 109H194L192 114L196 115L199 123L203 124V122H204V125L207 128L205 135L203 134L204 138L202 140H203L204 145H207V146H205V148L207 147L206 149L208 151H206L205 148H204V151L209 152L207 154H210V155L212 153L214 154V151H216L215 154L218 155V151H221V152H219L220 155H218L219 158L216 155L214 157H217V158L216 159L213 158L211 160L210 157H212V156L208 155L205 159L206 155L203 156V154H205L206 152L204 153L199 148L200 144L198 146L196 145L198 143V141H200V140L198 138H196V135L194 136L193 132H191V130L188 127V123H187L188 122L187 115H188V111H189ZM138 111H139V113H138ZM243 111H245V112H243ZM47 112H48V114H46ZM225 112H227V114ZM252 112H254V113H252ZM96 113H97V110H96ZM98 113H100V112H98ZM137 113L139 114V116L137 115ZM219 114H220V116H219ZM154 115H155V117H154ZM262 115H263V117H262ZM258 116H260V118H257ZM41 117H43V119H41ZM254 118H256V119L254 120ZM226 119L228 121H226ZM233 119H234V116H233ZM233 119H231V120L233 121ZM237 119H234V120H237ZM44 120L47 121V122H45L47 125L44 123ZM203 120H205V121H203ZM160 121H162V120L160 119ZM232 121H231V123H232ZM163 122L166 123L165 120ZM40 123H42V124L40 125ZM48 123H50V125ZM255 123L258 125H256ZM259 123L262 126L261 130L259 129L260 128ZM191 125H192V123H191ZM228 125H229V127H228ZM231 125H232V127H230ZM49 129H51V127ZM23 131H24V133H23ZM234 131L235 132L237 131L238 133L237 132L235 133ZM235 134H237V135H235ZM27 135L30 137H27ZM26 138L29 140H27ZM7 139H8V141H7ZM30 139H31V141H30ZM195 139H198V140H195ZM226 139L228 140V143L230 145L231 152L229 153V155L225 156L224 158L223 157L221 158V155H222V153H224V149L226 148L224 146V143H222V142L226 141ZM253 139H254V141H253ZM29 141L31 144L33 142V144L29 145ZM195 141H196V143H195ZM174 142H177V143H174ZM7 143L8 144L11 143L10 145H8V147L10 146V148L13 151L7 147ZM209 144H211L210 146H212L211 148L214 151L212 149H210V146L208 147ZM256 144H258V146L260 148L259 150L257 149ZM253 145L255 147H253ZM261 145H263V146H261ZM194 147H195V151H196V149H199L200 154H199V152L193 151ZM220 149H223V150H220ZM255 149H257V150H255ZM10 151L13 153H11ZM243 151H244V154L242 153ZM39 152H42L43 154L40 153V154H42V155H40V154H38ZM191 153H189V154H191ZM46 154L48 155L47 157H45ZM50 155H52L53 157ZM243 155H244V159H245V163H246L245 169L241 167L243 165L242 161H241V165H239V162H240V160H242ZM56 156H58V157H56ZM62 157H64V160ZM208 158L210 160H208ZM217 159H220V163L222 164V162H223L225 164L226 168L223 166L224 164H222V165L219 164V167H220L219 168L218 164L216 163L218 161ZM221 159H223L224 161H222ZM14 161L16 163H19L23 169H25L27 171L29 170L28 171L29 173H27V171H26L27 177L30 175V173H32L35 176V178L37 177L35 184H33L35 178H33L34 176H32V174L30 175V177L33 178V180H32L33 183L32 182L31 183L34 186H32L30 184H26V182H28L27 181L28 179L26 178L27 179L26 180L24 178V175L17 169V167H15ZM69 161H70V159H69ZM237 161H239L238 164H237ZM41 162L44 164H42ZM210 163H212L211 166H210ZM214 163L217 165V167L219 169L216 167V165H214ZM218 163H219V161H218ZM257 163H259V164H257ZM261 163H262V165H261ZM58 165H60L61 167H59ZM212 165H213V167H212ZM50 166L52 168L55 166L54 167L55 169L54 168L52 169ZM57 166H58V168H57ZM205 166L209 169L208 170L209 172L207 171V168ZM211 167H212V169H211ZM262 168H263V170H262ZM214 169L215 170L218 169V170L215 171ZM243 169H244V171H243ZM54 170H58V171L54 172ZM67 170H69V171H67ZM226 170H227V172H226ZM166 171L168 172V174L170 175L171 178H174L175 180H177L176 181L177 183L176 182L175 183L178 186H181V188H183L186 191L187 196L185 199L183 198V200H179L180 205L183 207V205L185 204L186 209H188V208L191 209L190 199L188 196V191L190 188L188 176H186L184 174L180 178L177 179V176H176V173H175L173 166H168ZM261 171L263 173L262 174L263 177L261 176L263 179L261 177L259 178V176L261 175L260 174ZM59 172H63V173H60V175L63 174L67 179L64 176H62L60 178ZM64 172L66 173V175ZM67 173L69 174V176ZM70 173L72 174V176H70ZM226 173H227V175L224 177V175ZM250 173H252V174H250ZM221 174H223V177H220V176H222ZM228 174L230 177H228ZM249 174H250V176H249ZM251 176H256V177H254L255 178L254 179L253 177L250 178ZM225 178H227L226 181H225ZM230 178H231V180H230ZM38 179L41 181L38 182ZM223 179L225 182L223 181ZM228 180H230L231 184L228 183L229 182ZM261 180L263 182L262 183L263 185L260 184L261 182L260 183L258 182ZM226 182H227V184H226ZM28 183H30V182H28ZM40 183H42L41 185H43V188L40 185ZM256 183H257V185H256ZM37 184H39V185H37ZM241 184L242 185L244 184L243 188L245 189L246 193L244 192V194L246 195V197L244 194L243 195H244V198H246V199H244L243 195H241L244 191V190H241V188H240ZM36 185L38 187L41 186V188L35 187ZM229 185L231 187H229ZM252 186L255 188H253ZM261 186H263V187L261 188ZM1 189L3 191H1ZM255 189L256 190L258 189V190L255 192V191H253ZM260 189L262 191H259ZM4 190L5 189H3V187L0 188V192H4ZM5 192H7V191L5 190ZM252 192H253V194H252ZM257 192H258V195L257 196L254 195V194H257ZM1 194L3 195L4 193H0V196H1ZM6 194H9V192ZM260 194L263 197L260 196ZM4 196H5V194H4ZM182 196H184V195L182 194ZM253 196H255L256 198ZM78 197L79 198L81 197L80 201L82 199L83 200L81 202L77 201L79 199ZM48 198L51 200H49ZM254 198L255 199L258 198L257 201L254 200ZM48 200L52 201V202L49 203ZM251 200L253 201V203ZM45 201H47L46 204H49V205L51 204L54 208L51 207V205L46 206L47 207L46 208L45 207L46 204L44 203ZM68 201H69V203H68ZM88 201L90 202L91 200H88ZM88 201L86 200V202H84V203L86 204ZM236 201H234V202H236ZM260 201H262V202H260ZM0 202H1V199H0ZM250 202H251V205L248 207ZM80 203H82V204H80ZM94 203H93V205H95ZM235 204H237V202L234 203V205ZM241 204H244V205H241ZM255 204L256 205L258 204V205L255 206ZM0 206H1V203H0ZM70 206H73V207L70 208ZM77 206H78V209H77ZM48 207H51L53 209L52 210L50 209V211H49ZM55 208H56V211H55ZM73 208L75 210L77 209L79 211H77V210L75 211ZM250 209L251 210L253 209V210L251 211ZM1 210L2 209L0 208V219L8 224V222L11 221L10 218H12L13 213L9 217V214H10L9 210L10 209L9 210L5 209L3 212ZM77 212H79V213H77ZM215 212L216 211H214V213ZM75 214H77V215H75ZM81 214H82V216H81ZM87 214H89V212ZM189 215H190L191 219L195 221V224H196V226L194 227L193 235L197 238V240L198 241L203 240L201 235H204V234L206 236H208V238H210V236L206 233V229L204 228L203 224L200 222L199 218L195 214H193V216H191L190 212H189ZM74 218H75V220H74ZM71 220L72 221L74 220L73 224H72ZM251 220L247 221V225L248 224L250 225L251 222H253V224H256L255 221H253V220L251 221ZM262 221H260L261 224H262ZM78 223H80V225H78ZM71 224L73 226L76 225V227L74 226V228L75 229L78 228V229H76V231L72 230L73 226L69 227V225H71ZM257 224L259 225V223H257ZM263 224H264V221H263ZM263 224H262V227H264ZM227 227H228L226 229L227 232L232 231V230L234 231V229H232L231 226H230V229H229V226H227ZM249 227H252V229L258 228L257 230L255 229L258 232V234L262 233L261 228H259V226L250 225ZM253 227H255V228H253ZM57 229H59V228H57ZM50 232H51V230H50ZM53 232H56V230L52 231V233ZM222 232H220V233L223 234L225 231L223 233ZM227 232H225V233L227 234ZM9 233H10V231H9ZM9 233H8V235L12 234V233H10V234ZM229 233L231 234L232 238L236 235L234 233H233L234 235H232V232H229ZM90 235H91V239H90ZM225 235L223 234V236H225ZM223 236H222V239H220V241L213 239L214 240L213 244L215 247L210 245L211 248H209V250L212 249V251H214V252H212V251L209 252L212 259L216 262H219L218 264H248L249 261L247 262V259L249 260L251 256L250 257L247 256L246 257L247 259L245 258V256H242V255H244L245 252H246L245 254H247L246 248H248V247H247V244H245L246 241H243V239L242 240L239 239L240 240L239 241L238 237H236V236L234 237L235 240H234V238L231 239L229 234L226 235V236H228L226 238ZM89 239L92 241H90ZM225 239L227 241H225ZM11 240H12V238H10V241ZM64 240H66V241H64ZM88 240L90 241V244H92L94 246L87 245V243H89ZM142 240L143 239H141V241L138 240V243L140 242L138 244V246L141 243L142 244H141V246L138 247L137 252L136 253L133 252L132 255H131V253L126 252L127 249L125 248V252H126L125 254L126 255L129 254V255H131L130 257H132V256H135V257L130 258L129 256H127L128 259L126 257H123V264H124L125 259H127L129 261L128 262L125 260L126 263H128V264H136L137 262H138L137 264H140V263L141 264H149V263L156 264L159 261H160L159 262L160 264H174V263L177 264L175 261H172L173 256L170 258V256L173 255V253H171V254L169 253L170 255L167 253V252H170V250L166 251V253L163 252L164 248L166 250V247H163L164 246L163 244L161 246L160 243H157L158 246H160V249L163 248L162 253H161V250H159L160 252L158 251L159 247H157V244H156L155 251L153 252L154 254H152L153 255L152 256L150 253V249L151 248L154 249V247H151L150 249H148L147 247L148 246L150 247V245L146 244V243H145L146 245L143 244V241H145V240H143V241ZM232 240H233V244L230 243V242H232ZM228 241H230V242H228ZM59 242H61V238L59 239ZM145 242H147V241H145ZM236 242H239V245H240V246L237 245L238 246L237 250H235V247H234V245L236 246V244H238ZM240 242H243L244 245L241 246ZM65 243H66V245H64ZM152 244H151V246H154ZM142 245H145L146 249L145 248L143 249L142 247H144V246H142ZM221 245H224L225 248H227V249L222 250ZM232 245H233V247H232ZM239 247H242V249L240 250L241 251L240 254L242 253V250L245 251L241 255L239 254V252H237V251H239V249H238ZM156 248H157V250H156ZM216 248L218 249L217 253L221 252L220 253L221 257L216 253V250H217ZM9 249H11L10 246H9ZM145 252H147V253H145ZM148 253H150V254H148ZM9 254H10V252H9ZM135 254L137 255V257ZM166 254H168L169 256ZM154 255L156 256V258ZM101 256H103L105 258V260L108 258L109 259L105 261V260H103L104 258L102 259ZM145 256H146L147 260H146ZM151 257H154L155 259L152 258L153 260H151L150 259ZM134 258L136 259V262H135ZM252 258H253V256L251 257V259ZM130 259H132V261H134V262L130 261ZM245 259H246V261H245ZM157 260H158V262H157ZM103 261H105V262H103ZM109 261L106 262V264L107 263L109 264L110 263ZM254 261H255V259H254ZM251 263L252 262H250V264Z\"/></svg>",
  "mask_w": 264,
  "mask_h": 264
}]
</instances>
